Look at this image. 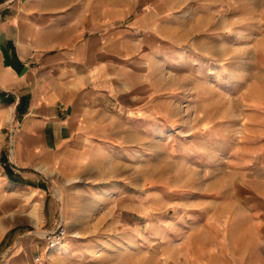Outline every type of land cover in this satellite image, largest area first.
<instances>
[{"label":"crops","instance_id":"obj_1","mask_svg":"<svg viewBox=\"0 0 264 264\" xmlns=\"http://www.w3.org/2000/svg\"><path fill=\"white\" fill-rule=\"evenodd\" d=\"M86 1L0 0V194L8 191L30 218L52 225L61 217L73 232L152 225L149 235L131 232L168 247L148 256L143 249L144 260L264 264V207L147 188L146 158L174 125L176 96L163 97L161 85L171 76L162 66L174 63L141 34L155 12L148 0H133L135 12L130 0ZM33 249L24 238L13 264H31Z\"/></svg>","mask_w":264,"mask_h":264},{"label":"rangeland","instance_id":"obj_2","mask_svg":"<svg viewBox=\"0 0 264 264\" xmlns=\"http://www.w3.org/2000/svg\"><path fill=\"white\" fill-rule=\"evenodd\" d=\"M147 3L155 12L146 16L141 34L174 63L162 66V73L171 71V76H161V85L163 97L170 90L176 96L173 119L168 118L174 125L162 135L161 147L147 155L151 160L146 158L147 188L160 186L168 198L264 207V0ZM150 27L155 31L150 33ZM172 185L178 188L175 193ZM18 209L8 191L0 194V264H13L26 237L34 244L31 264H169L170 256L159 262L142 257L143 249L148 256L168 245L144 243L131 232L140 227L149 235L152 225L97 223L85 226L84 235L61 217L50 225L43 216L30 218ZM114 213L118 216L119 210ZM62 227L68 233L65 245L48 251L46 234ZM84 236L97 241H84Z\"/></svg>","mask_w":264,"mask_h":264},{"label":"built area","instance_id":"obj_3","mask_svg":"<svg viewBox=\"0 0 264 264\" xmlns=\"http://www.w3.org/2000/svg\"><path fill=\"white\" fill-rule=\"evenodd\" d=\"M67 234H68L67 230L63 227L59 228L58 230L54 232L47 233L46 238L48 240L49 248L54 249L60 246L61 244H63Z\"/></svg>","mask_w":264,"mask_h":264},{"label":"bare ground","instance_id":"obj_4","mask_svg":"<svg viewBox=\"0 0 264 264\" xmlns=\"http://www.w3.org/2000/svg\"><path fill=\"white\" fill-rule=\"evenodd\" d=\"M180 38H181V37H180ZM177 40L179 41V40H181V39L178 38ZM61 247H62V246H61ZM59 248H60V247H59ZM59 248H58V249H59ZM54 251H55V250H54ZM54 251H53V252H54ZM53 252H52V253H53ZM51 255H52V254H51Z\"/></svg>","mask_w":264,"mask_h":264}]
</instances>
